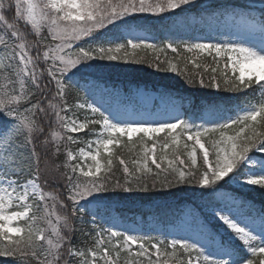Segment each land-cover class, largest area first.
I'll list each match as a JSON object with an SVG mask.
<instances>
[{
	"label": "snow or ice",
	"instance_id": "snow-or-ice-1",
	"mask_svg": "<svg viewBox=\"0 0 264 264\" xmlns=\"http://www.w3.org/2000/svg\"><path fill=\"white\" fill-rule=\"evenodd\" d=\"M0 25V257L16 264H264V208L244 216L251 205L222 191L229 183L264 190V0H0ZM204 56L215 66L202 64ZM94 61L147 64L246 100L234 110L210 101L189 112L185 98L164 93L152 98L150 113L102 110L95 90L119 92L86 75ZM73 89L91 102H69ZM157 99L172 111H161ZM146 114L160 118H140ZM85 131L95 138L73 135ZM137 141L130 167L116 150L132 151ZM49 149L63 162H50ZM117 162L122 180L113 174ZM185 185L199 188L203 203L173 212L175 234L145 231L142 217L124 227L113 207L111 194L166 196ZM205 209L229 230L227 240L202 218ZM77 232L82 245L73 241Z\"/></svg>",
	"mask_w": 264,
	"mask_h": 264
},
{
	"label": "trees",
	"instance_id": "trees-1",
	"mask_svg": "<svg viewBox=\"0 0 264 264\" xmlns=\"http://www.w3.org/2000/svg\"><path fill=\"white\" fill-rule=\"evenodd\" d=\"M8 18L11 21L14 16V12L8 13ZM3 26L0 25V34H2ZM24 31H30L29 29H23ZM168 58L171 59L175 55L167 54ZM163 58V57H162ZM147 59L151 61L152 56H148ZM202 64H208L215 66L213 60L209 58H203L200 61ZM181 66H183V61H181ZM94 73H88L87 76L91 77L94 80L101 82L107 89L118 90L119 93L129 94L133 88H139L141 86H151L156 91H159L161 94L170 93L176 97L185 98L184 110L185 111H195L197 108L202 105L213 101L219 103L221 107L227 105L231 109H235L237 106H243L246 96L241 94H232L223 91H217L213 88H202L199 85L190 86L186 83L184 77L177 73L167 72V71H157L155 67H148L147 64H123L121 62H107V61H94L93 62ZM189 72H192L193 69L191 65L188 66ZM196 72H203L204 69H196ZM211 74V69L209 68L208 73H205V76ZM207 82V81H206ZM84 91L80 89H73L69 95V102H72L77 97L80 100H83L85 97ZM100 94L109 95L108 92H105L104 87L98 88L95 90V95ZM249 96H251V90H248ZM258 97V94H256ZM87 97V96H86ZM230 98V99H226ZM46 132L50 131V128L47 123H45ZM59 130V129H58ZM81 141L89 140L93 134L85 132H80L73 134ZM43 139V138H41ZM164 135L162 134L157 138V142H162ZM126 142V140H125ZM151 146V141L148 142ZM39 147V145H38ZM74 149L79 147H85V144L81 143L78 145H72ZM131 147V146H130ZM42 150V149H41ZM43 151V150H42ZM63 152V148L61 149ZM116 151L120 152L123 158L129 162L131 167V160L136 158V154L140 151V145L137 141L136 146L129 151L127 148L117 149ZM159 151V148H158ZM47 158L50 162L62 163L64 156L60 155L58 158L52 155L51 149L47 152ZM187 159L186 155L184 156ZM202 162L198 160V166H201ZM154 168V166H153ZM113 174L116 178L123 179L122 168L118 165L114 168ZM151 180L149 179V183ZM170 195L161 196L159 194L153 193H118L111 194L113 196V207L116 210V213L124 221H135L143 218L144 224L147 221H153L157 226L166 229V227L172 226L174 217L173 212L185 204L195 202L197 204L203 203L199 198V188H193L192 186L185 185L181 186L179 189L173 188L169 190ZM222 191L229 193L231 195L237 196L241 199H244L248 202L251 207H245L243 211L245 216L255 217L259 211L264 208V198L260 195V192L255 193L253 190L246 192L241 190L240 192L234 191L226 185ZM252 192V193H250ZM195 193V194H194ZM245 193H250L246 194ZM252 198V199H251ZM159 206V207H158ZM167 206V207H165ZM151 210V211H149ZM258 221V219H257ZM212 229L216 231V226L211 224ZM79 227V225H77ZM85 238L81 235L80 232H77L73 241L77 245H82ZM0 264H16L15 260L12 258L0 257Z\"/></svg>",
	"mask_w": 264,
	"mask_h": 264
},
{
	"label": "rangeland",
	"instance_id": "rangeland-1",
	"mask_svg": "<svg viewBox=\"0 0 264 264\" xmlns=\"http://www.w3.org/2000/svg\"><path fill=\"white\" fill-rule=\"evenodd\" d=\"M239 1H244V0H239ZM200 2L201 3H204V4H210V3H213V2H221V0H200ZM254 2H256V3H259V0H254ZM23 30V29H22ZM88 73H94L93 72V69H89L88 70ZM140 93V95H141V97H143V101H144V106L147 108L146 109V111L145 112H147V113H150V112H153L155 109L153 108V97L154 96H152V95H148V94H145L144 92H142V91H139L138 92V94ZM91 99V98H90ZM92 100V99H91ZM89 102H91V101H89ZM95 102H96V104H97V106H100L101 108H102V110L104 109V108H109V107H111L112 109H116V108H120L121 110H126L125 108H122L121 107V103H120V100H118V99H116L115 101H113V102H110V100L108 99V98H105L104 97V99H99V98H97V97H95ZM162 107H161V111H163V110H168V111H172V105H170V104H162L161 105ZM134 110H137L135 107H128V109H127V111H134ZM235 113H233V115H234ZM78 115L80 116V118L81 119H83V117H84V115H85V113L83 112V111H81L80 113H78ZM232 115V114H231ZM140 118H142V119H157V118H160V117H155V116H151V115H144V116H142V117H140ZM58 130V129H57ZM90 134H92V133H90ZM162 135V134H161ZM92 138V137H91ZM95 138V137H94ZM93 138V139H94ZM234 186H236V187H242V188H250V187H257V186H241L240 184H233ZM208 216H210L211 217V221H213V222H215L216 224H218L219 225V227H221V229H220V233H222L223 234V236L225 237V238H228V236L230 235V232H229V230H227L226 229V226H223L219 221H218V219L217 218H215L214 217V215L212 214V212H208ZM123 226L124 227H129V228H133V227H135V224H131V223H129V222H124L123 223ZM142 227H144V230L145 231H148V230H150V229H155V228H158V229H160L159 227H155V224H153V223H149V224H145V225H142ZM161 230V229H160ZM163 231V230H162ZM166 233L167 232H172L173 234H175V229L173 228V227H170V228H168L166 231H165ZM153 235H156V232H153Z\"/></svg>",
	"mask_w": 264,
	"mask_h": 264
}]
</instances>
